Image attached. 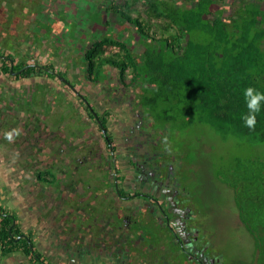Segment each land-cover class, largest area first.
I'll use <instances>...</instances> for the list:
<instances>
[{"label":"flooded vegetation","instance_id":"obj_1","mask_svg":"<svg viewBox=\"0 0 264 264\" xmlns=\"http://www.w3.org/2000/svg\"><path fill=\"white\" fill-rule=\"evenodd\" d=\"M39 1L0 0V264H223L179 131L118 44L95 53L126 32L69 37Z\"/></svg>","mask_w":264,"mask_h":264},{"label":"trees","instance_id":"obj_2","mask_svg":"<svg viewBox=\"0 0 264 264\" xmlns=\"http://www.w3.org/2000/svg\"><path fill=\"white\" fill-rule=\"evenodd\" d=\"M120 1L104 11L119 13L135 39L111 35L98 41L95 53L106 42L119 45L140 72L145 105L162 123L177 131L206 124L252 148L247 163L219 175L237 190L242 221L264 264V102L254 130L241 119L248 111L245 88L264 92V0Z\"/></svg>","mask_w":264,"mask_h":264},{"label":"rangeland","instance_id":"obj_3","mask_svg":"<svg viewBox=\"0 0 264 264\" xmlns=\"http://www.w3.org/2000/svg\"><path fill=\"white\" fill-rule=\"evenodd\" d=\"M112 1L48 0L50 5L55 4V12H51L53 15L50 14L47 20L48 26L52 17L55 21L60 19L65 23L72 19L69 23L71 29L68 36L84 38L93 36L96 30L94 26L102 29L107 25V28L114 30L119 25L117 29L125 31L128 35L125 36L127 37L125 41L130 42L129 37H135L133 27L121 20L119 13L104 11ZM37 3L38 6L40 4L49 6L47 0H40ZM80 21L92 22L93 31L82 28L84 25H80ZM43 33L46 34L47 30ZM111 35L116 38L119 36L115 30ZM133 45L136 46L137 42L133 41ZM174 138L177 140V149L181 151L180 154L183 155L188 171L194 175L193 178L191 177V189L196 190L199 206L206 212L207 227L212 232L211 238L215 250L223 257V264H261L260 252L256 250L254 239L239 219V210L235 202L236 192L224 182L223 175L219 176L220 172L224 173L242 161L247 163V153L252 148L233 137L223 139L206 124L191 125L187 129L180 130Z\"/></svg>","mask_w":264,"mask_h":264},{"label":"clouds","instance_id":"obj_4","mask_svg":"<svg viewBox=\"0 0 264 264\" xmlns=\"http://www.w3.org/2000/svg\"><path fill=\"white\" fill-rule=\"evenodd\" d=\"M243 94L248 111L247 113L242 114L241 119L247 128L254 130L257 123V115L261 111L262 102H264V92L259 91L253 86H249L245 88ZM22 134V129L13 128L5 132L4 137L9 143H12ZM164 139L166 142L167 138L165 137Z\"/></svg>","mask_w":264,"mask_h":264}]
</instances>
